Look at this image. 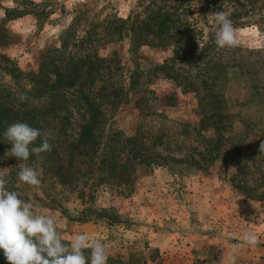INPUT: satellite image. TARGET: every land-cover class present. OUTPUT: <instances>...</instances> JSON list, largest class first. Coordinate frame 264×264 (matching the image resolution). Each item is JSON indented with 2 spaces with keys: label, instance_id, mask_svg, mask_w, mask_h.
Segmentation results:
<instances>
[{
  "label": "rangeland",
  "instance_id": "rangeland-1",
  "mask_svg": "<svg viewBox=\"0 0 264 264\" xmlns=\"http://www.w3.org/2000/svg\"><path fill=\"white\" fill-rule=\"evenodd\" d=\"M31 1L38 5L35 8H38L40 16L37 18L35 14L28 13L9 20L5 25L13 32L14 42L0 47V52L15 59L23 70L34 68L48 49L59 47L60 33L71 26L73 35L72 39L69 38V47L71 42L80 40L90 30L92 46L101 56L113 55L117 60L114 76L118 80L124 79L136 63V58L127 51V38L107 41L101 34L109 20L118 17L138 19L145 14L148 6L155 4L174 12L175 19L179 17L182 22L189 23L192 39L198 47L209 38L215 39L218 30L212 19L215 12L228 13L232 23L243 22L234 26L239 30L240 46L217 48L213 52L222 56L234 53V59L256 70L254 79L257 88L264 85V0H215L214 4L207 6V0ZM13 5V0H1L0 16L4 7ZM32 7L27 5L29 9ZM176 25L182 27L178 22ZM166 46H141L139 60L147 64L163 63L171 54ZM0 79L10 82L4 71H0ZM152 88L160 95L176 91L177 104L166 107L162 118L144 117L125 105L115 115L111 126L131 134L140 124L147 145L152 139L150 135L161 132L178 157L193 154L198 159L195 151L198 137L190 130L198 119L193 96L181 93L164 78L155 79ZM74 90H66L71 100L76 95ZM249 91L248 83L242 77H233L226 94L233 110L251 113L260 107L257 99L249 98ZM78 103L77 99L69 106L76 112L68 126L73 135H76L81 123L78 112L82 110H77L80 108ZM176 123H188V131L185 132ZM6 153L4 160H0V172L6 173L7 189L16 191L20 199L31 203L37 213L53 216L63 240L68 242L76 234L86 233L90 243L102 242L108 250L107 264H114V258L130 264H231L229 257L239 256V252L243 251L241 246L245 245L241 236L248 230L257 235L258 244H263V163L259 172L250 170L244 177L233 178L234 161L226 160L222 155L204 171L191 172L182 177L172 176L163 168L140 172L131 187L122 190L105 185L95 186L98 182L95 166L81 163V167L85 166L89 173L82 177L79 189H84L85 199H91L82 203L76 189L62 190L43 174L40 166L33 168L26 161ZM24 166L38 172L40 186L33 187L20 181L18 173ZM240 180L242 188L233 186ZM89 203L92 208L111 206L121 227L108 228L100 220L81 223L69 219V216H78L79 211ZM91 214L94 216V213ZM85 255H90V249H85Z\"/></svg>",
  "mask_w": 264,
  "mask_h": 264
},
{
  "label": "trees",
  "instance_id": "trees-1",
  "mask_svg": "<svg viewBox=\"0 0 264 264\" xmlns=\"http://www.w3.org/2000/svg\"><path fill=\"white\" fill-rule=\"evenodd\" d=\"M13 3L12 7L3 8L0 16L1 48L14 42L13 32L5 25L9 20L28 13L40 16L35 8L37 4L31 0H13ZM214 3L215 0L205 1L206 6ZM28 4L32 9L27 8ZM159 7L153 4L138 19L118 17L105 25L101 37L107 41L127 38V51L136 58L124 79L114 76L117 60L113 55L101 56L92 46L90 30L80 40L71 42L70 47L72 27L63 30L59 47L48 49L35 67L28 70L21 69L15 59L0 52V71L10 79V82L0 79V160H4L12 147L4 137L8 125L25 122L42 132H51V151L32 154L26 162L33 168L40 166L43 174L62 190L76 189L82 203L91 201L90 197L85 199L84 189H79L82 177L89 173L85 166L81 167L86 162L95 166L98 173L95 186L120 190L131 187L140 172L163 168L172 176L182 177L204 171L222 155L234 161L233 178L244 177L250 170L259 172L260 164H264V152L260 151V144L264 143V85L257 88L256 70L234 59V53L222 56L213 52L218 48L213 38L198 47L189 23L179 17L175 19L174 12ZM176 22L182 27H177ZM237 23L244 24L233 22V26ZM143 45H167L171 54L163 63L147 64L139 60V48ZM234 76L248 83L249 98L257 99L260 104L254 112L243 113L229 105L226 94ZM157 78H164L181 93L193 96L198 119L190 130L198 137L195 149L198 159L193 154L178 157L161 132L150 135L152 139L147 145L140 124L131 134L111 126L125 105L144 117L162 118L166 107L177 104L176 91L160 95L152 88ZM69 88L76 92L72 100L66 94ZM77 99L80 107L77 110H82L78 112L81 123L73 135L68 126L76 112L69 106ZM176 125L188 131V123ZM40 143L38 138L32 146ZM233 186L243 187L241 180ZM117 218L111 206L92 208L90 203L78 216H69L81 223L100 220L108 228L120 225ZM114 259V264H130ZM0 264H8L2 250Z\"/></svg>",
  "mask_w": 264,
  "mask_h": 264
},
{
  "label": "clouds",
  "instance_id": "clouds-1",
  "mask_svg": "<svg viewBox=\"0 0 264 264\" xmlns=\"http://www.w3.org/2000/svg\"><path fill=\"white\" fill-rule=\"evenodd\" d=\"M212 19L218 29L215 33L218 48L240 46L239 30L233 26L228 13L217 11ZM4 137L12 145L6 155L21 161L52 149L53 134L25 122L8 125ZM38 138L41 143L32 146ZM260 151L264 152V143L260 144ZM5 176L6 173L0 172V250L8 264H107L108 250L102 242L90 243L86 233L76 234L71 241L65 242L54 217L37 213L16 191L8 190ZM18 177L33 187L41 184L38 172L32 167H21ZM241 240L243 245L249 246L259 243L257 235L250 230L242 233ZM85 249H90L89 256L85 255ZM229 260L234 264V255Z\"/></svg>",
  "mask_w": 264,
  "mask_h": 264
},
{
  "label": "crops",
  "instance_id": "crops-1",
  "mask_svg": "<svg viewBox=\"0 0 264 264\" xmlns=\"http://www.w3.org/2000/svg\"><path fill=\"white\" fill-rule=\"evenodd\" d=\"M241 248L243 251L239 252V256H234V264H264V240L261 245H245L241 246ZM184 261L183 263H185ZM190 264H194V262Z\"/></svg>",
  "mask_w": 264,
  "mask_h": 264
}]
</instances>
